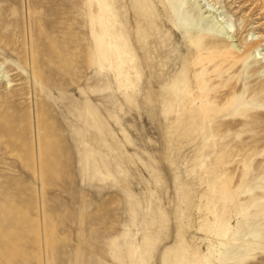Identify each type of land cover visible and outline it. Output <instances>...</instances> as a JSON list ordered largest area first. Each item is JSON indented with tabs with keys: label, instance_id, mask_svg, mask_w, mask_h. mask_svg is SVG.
Listing matches in <instances>:
<instances>
[{
	"label": "rangeland",
	"instance_id": "1",
	"mask_svg": "<svg viewBox=\"0 0 264 264\" xmlns=\"http://www.w3.org/2000/svg\"><path fill=\"white\" fill-rule=\"evenodd\" d=\"M208 2L0 0V264H264V0Z\"/></svg>",
	"mask_w": 264,
	"mask_h": 264
},
{
	"label": "bare ground",
	"instance_id": "2",
	"mask_svg": "<svg viewBox=\"0 0 264 264\" xmlns=\"http://www.w3.org/2000/svg\"><path fill=\"white\" fill-rule=\"evenodd\" d=\"M198 1V3L202 6V7H206L207 9L205 10V11H207V10H209V8H212V7H214V5L213 4H211L210 2H208V0H197ZM204 4V5H203ZM212 10V9H211ZM215 12V11H214ZM217 14V13H216ZM214 15V14H213ZM212 15V16H213ZM219 14H217L215 17L217 18L216 20H218V19H220L219 18ZM222 16V15H221ZM214 17V18H215ZM220 20H224V18L222 17ZM218 22V21H217ZM222 22V21H221ZM222 27H224L225 28V30L226 29H230V28H232V26H231V24L228 22V21H226V22H224L223 21V23H222ZM229 33V32H228Z\"/></svg>",
	"mask_w": 264,
	"mask_h": 264
}]
</instances>
